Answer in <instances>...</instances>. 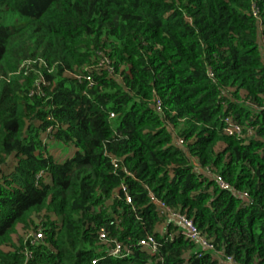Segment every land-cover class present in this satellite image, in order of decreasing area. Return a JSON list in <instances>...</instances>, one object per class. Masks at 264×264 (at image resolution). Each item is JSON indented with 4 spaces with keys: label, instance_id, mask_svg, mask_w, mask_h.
<instances>
[{
    "label": "trees",
    "instance_id": "trees-1",
    "mask_svg": "<svg viewBox=\"0 0 264 264\" xmlns=\"http://www.w3.org/2000/svg\"><path fill=\"white\" fill-rule=\"evenodd\" d=\"M226 257L264 264V0H0V264Z\"/></svg>",
    "mask_w": 264,
    "mask_h": 264
},
{
    "label": "built area",
    "instance_id": "built-area-1",
    "mask_svg": "<svg viewBox=\"0 0 264 264\" xmlns=\"http://www.w3.org/2000/svg\"><path fill=\"white\" fill-rule=\"evenodd\" d=\"M225 123L227 124V127L225 128L224 132L227 135H229V136L237 135L240 138H242L243 132H242L240 126H238V125L234 124L233 122L229 121V119H226ZM248 134L251 135V133H248ZM179 143H181V142H179ZM218 184H219L220 188L223 189V190H228L229 189L227 187V185H225L219 179H218ZM245 196H246V194L244 196L242 195V197H245ZM127 201L129 202V200H127ZM160 207L163 208L166 211V209L164 208L163 205H160ZM170 216H171V219L178 221L183 226L185 238L186 239H190L192 241H195L198 244L199 251H200L198 253V257L201 256V253H206V252L214 253L215 247H214L213 243L207 241V239L203 235H200L197 232V230H195V228L192 226L191 222H189V221L185 220L184 218H182V217H180V216H178L176 214H173V213H170ZM40 237H41L40 234L36 235V238H40ZM100 239L104 241L105 240V234L101 233L100 234ZM141 246L148 248L150 251H154L155 248H156L154 240H152L151 238H148L147 240L141 242ZM111 254H112V256H115V257L120 256L121 255L120 248L117 246L114 250L111 251ZM225 263L226 264H236L232 257H226L225 258Z\"/></svg>",
    "mask_w": 264,
    "mask_h": 264
},
{
    "label": "rangeland",
    "instance_id": "rangeland-1",
    "mask_svg": "<svg viewBox=\"0 0 264 264\" xmlns=\"http://www.w3.org/2000/svg\"><path fill=\"white\" fill-rule=\"evenodd\" d=\"M54 151H55V150H51V152H50V153H52V154H53V153H54ZM54 155H55V154H54ZM34 222H35V221H34ZM159 229L161 230V228H159ZM160 230H159V231H160ZM18 233L20 234V236H24V239H27V237L33 236V234H32V235H30V233H31V232H29V231H25V230H24V228H22V227H21V228H19V231H18ZM15 238H16V237H14V240H15Z\"/></svg>",
    "mask_w": 264,
    "mask_h": 264
}]
</instances>
